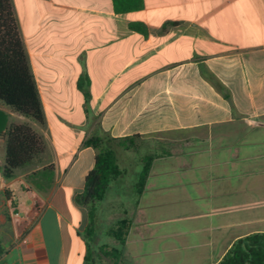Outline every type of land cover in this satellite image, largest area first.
I'll return each mask as SVG.
<instances>
[{"label": "crops", "instance_id": "crops-1", "mask_svg": "<svg viewBox=\"0 0 264 264\" xmlns=\"http://www.w3.org/2000/svg\"><path fill=\"white\" fill-rule=\"evenodd\" d=\"M10 1L45 124L4 111L39 129L47 151L6 180L0 136V264H86L89 218L76 197L95 165L84 146L95 133L160 137L142 195V160L123 166L115 146L123 175L97 219L106 209L132 220L126 244L216 264L238 239L264 233V0H144L126 15L112 0ZM136 22L147 35L129 29ZM49 165L50 188L39 178Z\"/></svg>", "mask_w": 264, "mask_h": 264}, {"label": "trees", "instance_id": "trees-1", "mask_svg": "<svg viewBox=\"0 0 264 264\" xmlns=\"http://www.w3.org/2000/svg\"><path fill=\"white\" fill-rule=\"evenodd\" d=\"M112 2L114 13L117 15L130 14L144 8V0ZM129 29L143 35L148 34L143 23H131ZM77 87L88 103L91 97L89 77L82 76ZM0 105L41 126L45 124L39 90L10 0H0ZM7 124L8 115L0 111V136L5 140L2 176L10 180L19 169L31 165L46 151V142L29 124ZM138 137L140 136L113 138L107 134L95 133L84 142L85 147H92L96 151L94 168L85 179L83 192L76 197V204L87 209L89 218L84 234L87 247L86 264H93L92 242L97 227L98 206L106 198L110 184L123 175L115 146L129 147L134 145V140ZM156 157V154H147L142 158V168L136 183L138 195L145 191ZM39 178L47 182L50 188L55 181L54 165L44 168L39 173ZM6 198L14 208L18 206V200L12 190L6 192ZM132 225V220L122 218L108 230V235L124 247ZM101 251L105 256L116 260L122 255V249L118 248L107 250V246H102ZM216 264H264V233L254 232L238 239Z\"/></svg>", "mask_w": 264, "mask_h": 264}, {"label": "rangeland", "instance_id": "rangeland-1", "mask_svg": "<svg viewBox=\"0 0 264 264\" xmlns=\"http://www.w3.org/2000/svg\"><path fill=\"white\" fill-rule=\"evenodd\" d=\"M160 1L161 0H156V2L158 3H160ZM169 1L174 2L176 0H169ZM4 109L5 108L0 105V111H2L3 113H7L4 111ZM7 115L10 125L18 124L19 122L18 120L12 117L10 118V114ZM96 121H98V119H94V122ZM35 131H37L44 139V136L39 129H35ZM174 138H175L174 136H166V139H162V141L170 142L174 140ZM159 142H160V137H156V136L138 137L134 140V145H129L128 142L127 145H129V147L120 146L118 149L119 151L118 154L121 164L125 167H129L131 165V167L135 169L136 164L140 163V160H142V158L145 155L156 154L154 153V151L157 146L156 144ZM46 151H47V144H46ZM7 191H11V189H7L6 192ZM121 216L123 215L118 213L112 214L109 210L107 211L106 209L102 210V212H100V214L98 215L96 232L92 242L93 264H193L191 262L177 261L176 259H174V253L168 254L170 256L168 255L160 256V258L167 257V259H165L164 261H159L158 259L160 258L158 256L156 257L155 255L156 251L154 244L151 245V247H143L142 245L141 246L133 245L130 242L129 244H126L124 247H122L118 241H116L115 239H113L108 235V230L115 225L116 221ZM102 246H107V250H110L112 248L122 249V255L120 259L116 260L112 257L105 256L101 251ZM146 249H150L148 251V254H145L144 252V250ZM144 258L146 259V261H144Z\"/></svg>", "mask_w": 264, "mask_h": 264}]
</instances>
